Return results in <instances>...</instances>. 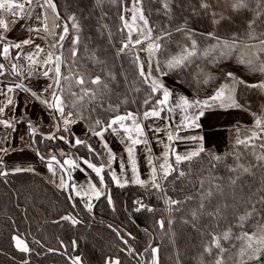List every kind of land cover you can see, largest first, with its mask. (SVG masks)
<instances>
[{
  "label": "snow or ice",
  "instance_id": "obj_1",
  "mask_svg": "<svg viewBox=\"0 0 264 264\" xmlns=\"http://www.w3.org/2000/svg\"><path fill=\"white\" fill-rule=\"evenodd\" d=\"M160 4L165 15L172 11L168 0H160ZM97 6H102V0H97ZM198 8L211 18L213 25H219L226 19L222 12L216 11V6L210 0H199ZM231 8L234 12L248 10L253 13V17L246 21L248 31L244 40L240 39L238 32H233L229 37H222L215 31L197 33L188 27L187 21H184L174 31L182 34L185 42L178 45L179 51L167 53L164 40L171 38L172 32L161 29L160 34L154 35L153 28L149 26V21L144 15L140 0H132L131 9L126 4L124 5V12L130 11L131 13V22L126 15L119 16L122 22L121 30L127 29V36L121 41L117 55L132 52V63L137 69L139 82L145 95L142 102L129 101L127 97L124 98L122 103L125 105L137 104L134 111L120 112V103H109V108L114 110V114L109 119L96 118L91 121L88 131L103 146L104 153H101L87 138L76 135L71 128L78 121L87 119L83 115L85 110L90 114L95 111L98 93L100 94L99 104L103 107V90L109 89V84L101 75H90L73 70L75 58L78 55L79 36L72 38L70 54L73 59L71 63H66L63 43L69 33V26L67 22L63 25L58 23L60 14L54 0H35V3L33 0H0V57L7 62V67L4 62H0V77L9 78L0 80V126L5 130L4 136L0 138V180L7 184L9 177L19 173L38 174L31 164L24 165L15 162L17 151L22 152L23 148L18 149L14 145L15 135H9L8 130H10L11 133L18 135L19 139L25 142L24 147L30 148L39 161L45 165L50 174L47 177L48 181L65 193L71 210L52 223L67 221L72 226H76L82 222L78 209L82 207L84 211L91 214L94 208L93 201H99L101 197H104L109 207L115 211L106 176L118 188H125L131 184L140 186L149 194L154 192L163 201L169 213L179 210L182 204L192 200L193 197L189 195L185 201L174 199L168 194L169 190L166 187L168 179L173 174H176V179L187 178L191 174V169L185 170L181 165L190 164L194 158L202 157V154L207 151L202 137L181 135V132L200 127L198 120L204 114V108L211 107L217 101L220 102L221 107L231 106L248 110L245 105L238 102L235 85L264 90V33L255 32L257 20L264 19V0H256L255 8L251 7L249 0H234ZM49 10L57 21L54 29L51 30L48 26ZM34 14L36 23L33 24L31 21ZM8 17L11 19L9 20ZM25 18L29 23L22 27L26 28L29 35L25 38H12L9 33L18 21ZM68 20L72 21V29H78L75 14L70 15ZM137 21L141 22L139 26H137ZM61 27L62 31L55 30ZM133 32L136 33L135 37H133ZM197 36L215 41L209 45V48L204 49V55H207L209 49L218 54L219 58L214 63L217 65L225 63L226 66L220 69V73L225 79L231 80L233 86L227 87L222 83L204 99H190L184 94L176 96L174 90L166 86L163 78L177 70L182 71L199 54ZM49 37H52L51 42H49ZM37 40L46 42L47 47L43 43H38ZM57 46H59V51L56 50ZM137 46H139L138 49ZM161 56L164 57L163 60ZM231 62L242 65L248 73L258 74L259 78L249 83L242 77V74L238 75L237 71L227 67ZM65 67L68 69L67 73L64 71ZM201 71L204 70L201 69ZM205 75L207 79L204 82L207 83L212 73L208 71ZM110 78L115 79V76L111 75ZM41 79L44 81L43 87L40 86ZM73 88L76 90H72ZM135 91L139 93L141 88H136ZM19 94H23L24 97L25 112L23 113L18 111ZM85 104L88 105L87 109L84 107ZM29 105L32 107L39 105L47 112L49 121L47 131L44 130L42 122L34 121L27 113ZM177 109L181 119L175 123L174 113ZM252 115L254 118L252 129L244 139L238 137L236 144L255 148V142L259 141L260 148L264 149V111L252 113ZM105 133L120 136L121 143L125 145L127 161L123 157L120 158L119 172L113 168L117 154L110 147ZM149 133L152 134V139L157 144L163 145L164 149L155 159ZM46 141L53 142V146L50 147L48 143H45ZM57 141L67 145L68 151L55 147L54 142ZM187 141L197 142V146L180 151L179 145ZM41 144L44 145V151L41 150ZM140 145L144 146L147 153L145 157L148 166L147 179L141 178L139 171L136 153L137 146ZM79 147H85L87 154L79 155ZM72 149H77V151L73 152ZM207 155L210 158V166L215 168L216 163L214 162H219L221 156L210 151H207ZM237 160H239L238 156ZM256 161L257 166L264 164V153L256 155ZM252 167L253 165L245 166L237 163L229 170L234 172L242 170L243 173H249ZM89 170L90 173L95 174V180ZM129 170L131 175H128ZM77 171L85 175L86 185L75 180L74 173ZM231 183L235 184L236 179H232ZM220 187L219 184L215 186L216 190ZM199 191V203L191 210V221L185 220L184 222H191L195 228L194 222L205 214L217 221L215 226L209 225L208 239L203 245V254L211 258V264H264V190L259 191L258 200L249 197L244 210L237 212L222 231L212 229L219 228V222L227 218L228 205H217L211 211H206L205 201L210 202L213 189L209 187L205 191L204 181L201 179ZM257 203L260 205L259 208H257ZM132 204L133 211L137 213L142 210L148 213L155 211L152 205L144 203L139 198L133 200ZM12 223L15 224V221L12 220ZM155 223L160 229H164L165 223L171 226L173 219L168 218L165 221L162 217ZM108 228L115 233L123 245L120 251L134 257L145 254L150 256V259H138L137 264H159L158 246L154 247L149 242L143 252H137L129 243L130 239H135L131 232L113 224H109ZM144 231L147 233V229ZM28 235L30 233H21L19 229L11 235L14 248L24 254L19 264H31V255L41 254L35 248L30 247ZM233 241H238L239 246L232 243ZM225 242L230 243L231 248L235 249V254L231 257L226 258L225 256L230 251L224 247ZM32 243L39 245L40 248L46 247L35 237L32 238ZM58 243L59 249L47 247L46 250L48 252L63 250L61 254L67 256L70 264H83L81 255H68V244H65L63 240H59ZM70 247L75 253L77 248L75 239L71 241ZM103 264H122V261L119 256L108 255L103 258Z\"/></svg>",
  "mask_w": 264,
  "mask_h": 264
},
{
  "label": "trees",
  "instance_id": "obj_2",
  "mask_svg": "<svg viewBox=\"0 0 264 264\" xmlns=\"http://www.w3.org/2000/svg\"><path fill=\"white\" fill-rule=\"evenodd\" d=\"M54 2L57 5L60 19L67 22L69 26L63 52L66 63H71L73 59L70 54L72 38L79 36L78 55L75 58L73 70L90 75H101L109 84V89L103 90V107L99 104L100 94L98 93L95 111L90 114L85 110L83 115L87 119L80 121L89 128L91 121L96 118L109 119L114 114V110L109 108V103H120V112L136 110L137 104L125 105L122 103L125 97L129 101L142 102L145 95L139 82L137 69L132 63V52L117 55L121 41L127 36V29L121 30L122 22L119 16L124 14L129 22L131 21V13L130 11L124 12V5L126 4L131 9L132 0H115V2L114 0H102V6H97V0H54ZM168 2L172 11L165 15L160 0H140L144 15L149 21V26L153 28L154 35L160 34L161 29L172 32L171 38L164 40L167 53L179 51L178 45L185 42V37L174 31L184 21H187L188 27L197 33L215 31L222 37H229L233 32H238L240 39L244 40L248 31L246 21L253 17V13L248 10L234 12L231 8L234 0H210L216 6V11L222 12L226 17L219 25H213L211 18L198 8L199 0H168ZM249 2L251 7L255 8L256 0H249ZM73 14L76 17L78 29H72V21L68 20V17ZM255 32L257 34L264 33V19L257 20ZM196 38L199 43V54L193 58L188 67L182 71L177 70L163 79L165 83L166 79L173 80L193 99H204L211 95L220 84L228 80L220 73V69L226 66L225 63L222 62L219 65L214 63L219 58L218 54L209 49L207 55H204V49L209 48V45L215 41H209L203 36ZM163 59L164 57L161 56V60ZM227 67L237 71L238 75L242 74V77L249 83L255 82L259 78L258 74L253 75L246 72L242 65L235 62L229 63ZM201 69L204 71L202 72ZM64 71L68 72L67 67L64 68ZM208 71L212 73V77L205 83L204 80L207 79L205 74ZM111 75H114L115 79H111ZM136 88H141V91L137 93ZM84 107L87 109L88 105L85 104ZM141 111H143V107H141ZM252 127L247 124L232 127L229 130L230 147L224 153L206 149L221 156L219 162H214L216 163L215 168L210 166V158L206 151L202 157L194 158L190 164L181 165L185 170L191 169V174L187 178L176 179V174L169 177L166 184L169 195L181 201H185L189 195L193 197L192 200L182 204L179 210L171 213L166 211L163 201L154 192L149 194L138 185L118 188L106 176L108 189L113 196L115 211L109 207L107 200L101 197L99 201H94L91 214L84 211L82 207L78 209L82 222L76 226H72L67 221L52 223L71 209L65 193L50 183L45 175L40 172H37L38 174L19 173L9 177L7 184L0 180V248L12 250L11 235L19 229L21 233H30L27 236L30 243L35 237L46 246L40 248L34 243L31 245L41 253L39 256L32 254L35 257L34 261L42 264H70L60 253L63 250L59 253H51L46 250L47 247L59 249V240H63L65 244L69 245V255H81L83 264H103V258L108 255L119 256L122 264H137L138 257L120 251L123 245L115 233L108 228L109 224H113L132 233L135 239H130L129 243L137 252H143L149 242L154 247L158 246L159 264H211V258L203 254V245L208 239L209 225L215 226L217 221L207 214L198 217L194 222L195 228L191 222L185 223L184 221H191V210L199 203L201 179L204 181L205 191L209 187L213 189L210 202L205 201L206 211H211L217 205H228L227 218L219 222V228L214 227L212 230L222 231L227 227L233 216L237 212H242L247 206L249 197L258 200L259 191L264 190V164L257 166L256 155L264 153V149L260 148L259 141L255 142V148L236 144L237 138L244 139ZM46 143L53 144V142ZM54 144L57 148L59 145L66 148V145L63 147V142L57 141ZM78 152L81 155H86L87 149L79 147ZM237 156L239 160H237ZM237 163L245 166L253 165V167L249 173H243L242 170L230 171L229 169L234 168ZM232 179H236L235 184L231 183ZM217 184L221 186L219 190L215 188ZM136 198L152 205L155 211L152 213L143 210L138 213L134 212L132 201ZM259 207L260 205L257 203V208ZM162 217L165 221L172 218V225L169 226L165 223L164 229H160L155 221ZM12 220L15 221V224L12 223ZM145 229H147V233L144 231ZM73 239L77 241L75 253L70 247ZM232 243L239 246L238 241ZM224 247L230 249L225 254L226 258L235 254V249L231 248L230 243L225 242ZM21 254L19 252V255ZM143 256L150 257L147 254ZM41 257L43 258L40 259ZM0 264H10V262L2 260V256H0Z\"/></svg>",
  "mask_w": 264,
  "mask_h": 264
},
{
  "label": "crops",
  "instance_id": "obj_3",
  "mask_svg": "<svg viewBox=\"0 0 264 264\" xmlns=\"http://www.w3.org/2000/svg\"><path fill=\"white\" fill-rule=\"evenodd\" d=\"M52 18L54 16L52 13L48 12V23L50 24ZM10 20L11 18L8 17ZM29 23L27 18L24 20L18 21V23L15 25L14 29L9 33V35L12 38H25L29 35V33L26 31V28L22 27V25H26ZM31 23H36L35 21V14L33 15V19ZM38 43H43L45 47H47V43L37 40ZM27 50V49H26ZM0 62H4L7 67V62L3 61V58L0 57ZM8 77H0V80H7ZM44 81L41 79L40 86L43 87ZM170 89L176 90L177 96H179V91L184 95H188L190 99H193L184 89L179 85L175 84L174 87H170ZM19 100V108L18 111L23 113L25 112V104H24V97L23 94H19L18 96ZM233 109H227V108H216V107H206L204 108L203 112L204 114L199 117L198 123L200 127L198 128H191L186 130L185 132H181V135H192V136H198L202 137L203 143L205 146V149H213L214 151L218 153H224L226 152L230 147V140H229V130L237 125L241 124H251L247 119L253 121V115L250 110H243L240 111V108H234ZM177 113H174V119L175 121L178 120V122L181 119L179 110L177 109ZM245 111V112H244ZM27 113L32 117V119L36 122H42L44 130L47 131L49 127V121H48V114L47 112L39 105L36 107H32L29 105L27 107ZM159 123V121H157ZM177 122V123H178ZM72 131L80 136L81 138H87L101 153H104L103 146L98 142L96 137H93L91 133L88 131L87 125L82 122L78 121L76 124L71 126ZM23 130V129H21ZM9 135H15V139L13 141L14 145L19 149L23 148V151H17L15 155V162L17 164H24L29 165L31 164L36 168L37 172L43 173L46 177H49V173L47 172V169L43 163L39 161V159L35 156V153L27 147H24L23 141L19 139V136L16 134L11 133L10 130H8ZM5 134V130L2 126H0V138H2ZM105 138L108 141L110 147L113 149L114 152L117 154V159L113 163V168L116 169L117 172H119V160L121 157L124 158L125 161H127V153L124 151L125 145L121 143V137L115 134L111 133H105ZM150 143L151 147L153 149V157L154 159L156 157H159L161 152L164 150L163 145H159L155 142L154 139H152V134L149 133ZM197 146V142L193 141H187L184 143H181L179 145L180 151H185L191 148H194ZM137 161L139 165V171L141 174V178L147 179L148 177V166L145 161V157L147 153L144 150V146L140 145L137 146ZM73 152H76L77 149H72ZM79 155H81L78 152ZM107 172V169L105 170ZM90 173V170H89ZM92 178L95 180V174L90 173ZM128 175H131V172L129 170ZM75 180L80 183H85V175L79 171L74 173ZM131 185V184H130ZM94 202V201H93Z\"/></svg>",
  "mask_w": 264,
  "mask_h": 264
},
{
  "label": "rangeland",
  "instance_id": "obj_4",
  "mask_svg": "<svg viewBox=\"0 0 264 264\" xmlns=\"http://www.w3.org/2000/svg\"><path fill=\"white\" fill-rule=\"evenodd\" d=\"M33 2L35 3V0H33ZM37 11H39V9H37ZM51 12V11H50ZM146 17V16H145ZM147 19V18H146ZM131 20V19H130ZM131 22V21H130ZM55 23H57V21L55 20V17L52 18L50 24L48 23V26H49V29H54V25ZM58 23H60L61 25H63L64 21H62L61 19L58 21ZM141 24L140 21H137V26H139ZM56 31H62V27L59 28V29H55ZM136 36V33L133 32V37ZM68 38V35L66 37V39ZM65 39V41H66ZM52 41V37H49V42ZM64 41V42H65ZM139 48V46H137V49ZM57 51H59V46H57ZM63 52H64V43H63ZM144 56V54H143ZM169 79V78H168ZM166 86L167 87H174V85L176 84L173 80H170L169 81L166 79ZM223 84H225L227 87H232L233 86V82L231 80H228L226 82H224ZM235 95H236V98L238 100V102L242 105H245L247 107L248 110H250L252 113H260L261 111H264V90H260V89H253V88H246L244 85H235ZM174 90V89H173ZM186 91V90H184ZM175 94H176V90H174ZM182 92V90H181ZM179 91V95H181V93ZM187 92V91H186ZM177 96V95H176ZM210 104H211V101H210ZM211 107H216V108H227V109H233L235 110L234 108L236 107H231V106H227V107H221L220 106V102L217 101L215 104H212ZM238 109V108H237ZM240 111H243L245 109L243 108H240L239 109ZM178 111L176 110V113ZM245 112V111H244ZM176 120V118L174 119V121ZM251 124H247V125H251L253 126V121L247 119ZM177 121H175V123H177ZM242 125V124H241ZM237 126H240V125H237ZM236 127V126H234ZM55 143V142H54ZM52 143L49 144L50 147H52ZM63 147H64V144H63ZM59 148H62V145H59ZM65 151H68V146L66 145V148H63ZM138 199V198H136ZM140 199V198H139ZM51 253H57L56 251L55 252H51ZM69 255V254H68ZM20 256H24V254H21ZM65 258L67 259V256H65ZM68 260V259H67ZM69 261V260H68ZM70 262V261H69Z\"/></svg>",
  "mask_w": 264,
  "mask_h": 264
},
{
  "label": "flooded vegetation",
  "instance_id": "obj_5",
  "mask_svg": "<svg viewBox=\"0 0 264 264\" xmlns=\"http://www.w3.org/2000/svg\"><path fill=\"white\" fill-rule=\"evenodd\" d=\"M47 142V141H46ZM45 142V143H46ZM41 147H43V148H41V150L42 151H44L45 149H44V145L43 144H41ZM43 174V173H42ZM44 175V174H43ZM95 201V200H94ZM94 203V202H93ZM29 244H30V247H31V245L33 244V243H30V241H29ZM12 250H3V249H1L0 248V256H2V260H4V261H8V263L10 262V264H19V261L21 260V258L23 257V256H20L19 255V251L18 250H16L15 248H14V245H13V248H11ZM56 252H58L59 253V251H56ZM61 253V252H60ZM63 257H65V255H63ZM34 256H32L31 255V264H42L41 262H36V261H34ZM43 257H41L40 259H42ZM138 259H141V260H144V259H150V257L149 258H147V257H144V256H140V257H138ZM137 263V262H136ZM51 264H57V263H51Z\"/></svg>",
  "mask_w": 264,
  "mask_h": 264
}]
</instances>
